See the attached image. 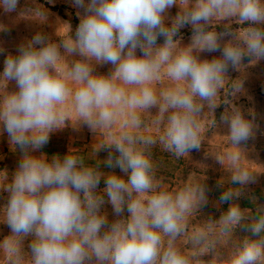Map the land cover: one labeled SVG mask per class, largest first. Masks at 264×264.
<instances>
[{
  "label": "clouds",
  "instance_id": "1",
  "mask_svg": "<svg viewBox=\"0 0 264 264\" xmlns=\"http://www.w3.org/2000/svg\"><path fill=\"white\" fill-rule=\"evenodd\" d=\"M71 2L78 9L75 30L67 24L57 39L38 31L15 54L0 46V133L21 153L2 191L10 230L0 240L4 264H208L206 257L216 264H264V204L255 195L248 196L252 207L239 203L264 174L242 163L250 161L247 145L259 125L252 110L235 103L243 80L229 76L264 61V0ZM19 3L0 0V8L12 13ZM184 28L191 33L187 44ZM204 53L219 55L201 58ZM106 64L113 66L108 74L96 72ZM164 72L174 83L157 91L152 82ZM221 105L218 123L227 127L231 150L215 156L218 164L227 162L228 182H217L214 203L227 208L190 228L211 189L206 179L165 189L152 149L160 144L176 158L201 150L205 111L215 126ZM121 116V131L113 133ZM66 121L94 136L108 133L95 150L106 158L89 163L73 148L63 156L41 152ZM152 126L161 129L158 137L141 134ZM238 229L245 235L234 240ZM181 238L190 255L178 246Z\"/></svg>",
  "mask_w": 264,
  "mask_h": 264
},
{
  "label": "rangeland",
  "instance_id": "2",
  "mask_svg": "<svg viewBox=\"0 0 264 264\" xmlns=\"http://www.w3.org/2000/svg\"><path fill=\"white\" fill-rule=\"evenodd\" d=\"M45 3L51 6L66 7V14L72 16L76 15L78 9H76L71 0H20L19 6L15 12L5 13L3 8H0V46L5 47L9 52L15 54L16 46L23 40L31 38L36 32H43L52 36L53 39H57L56 33L63 36L67 32V24H70L67 20H64L58 13L49 9ZM37 10H42L45 13V17L40 15ZM82 11V10H80ZM178 9L173 7L170 10V15L174 16ZM71 25V24H70ZM72 29L75 28L71 25ZM233 27H239L233 24ZM218 30H220L218 28ZM184 40L183 43L189 42L191 35L188 28L181 30ZM161 41L160 43H162ZM139 54V53H138ZM219 53H204L201 54V58H209L212 56H218ZM4 56L0 55V72L3 71ZM247 65V61L244 62ZM112 65L106 64L103 66H96V72L99 74H108ZM242 71V72H241ZM235 71L230 70L229 76L232 79L240 78L244 82V91L236 99L235 103L242 106L247 112L252 110L255 113V122L259 125V131L256 138L250 140L247 145V158L250 161L243 160L242 163L245 166L252 168L256 172L260 170L264 171V61L258 62L254 66L245 67L244 70ZM172 81L166 75V72L162 73L160 80L153 81L152 87L159 91L162 87L171 85ZM75 87V85H72ZM128 87V86H125ZM14 82L10 83L8 90H14ZM155 114V109L151 110ZM224 111V106L221 105L215 110V119L217 124L213 126V115L208 113L207 110L203 116L202 126L204 128V146L199 151H192L189 155H185L182 158H176L169 152L165 151L162 145L157 144L152 149L151 159L153 161L156 174L159 180L162 181V186L170 191H175L182 187L186 182H203L208 188L209 192V204L201 210V213H194L189 218V224L191 227H198L202 223V219H205L208 215H212L214 219H218L220 213L227 208V205H221L219 208L215 206V201L218 200L221 189L217 187V182L221 179L227 186L228 171L227 162L225 167L218 164L215 160L217 154H223L230 149L229 141L227 137V127L218 123L219 116ZM73 120L75 119V113L70 112ZM148 115V114H145ZM151 118V117H149ZM124 117L118 118L117 125L111 131L113 133H119L122 128ZM161 133V129L156 126H152L149 129L142 130L141 134H151L158 137ZM108 138V133H98L94 136L87 126L81 125L79 127H73L71 121H66V126L50 135L49 143L46 144L40 151L52 156L60 151H69L70 148H74L75 143L86 150L89 159L97 160L98 158L103 160L106 158V151L98 153V158L95 156V150L101 143L105 142ZM81 149V150H82ZM53 152V154L51 153ZM49 152V153H48ZM103 153V154H102ZM39 155L40 153H35ZM21 153L19 149L16 151L12 149L9 143L7 133H0V240L10 234L9 228L3 224V205L6 203V192H2L7 186L6 174L11 178V175L16 170L20 159ZM63 155V154H59ZM252 160V161H251ZM259 181V179H258ZM103 188L104 186H100ZM245 195H249V191ZM105 210L109 214V219H113L112 209L110 205L105 206ZM127 215V213H125ZM242 230L238 229L235 233L234 240H238L242 237ZM29 241H25V251H28L27 244ZM178 246L186 254H191V249L187 246L186 238H181L178 242ZM223 245V241H222ZM231 242L224 246L230 247ZM0 264H4L3 258L0 257Z\"/></svg>",
  "mask_w": 264,
  "mask_h": 264
},
{
  "label": "trees",
  "instance_id": "3",
  "mask_svg": "<svg viewBox=\"0 0 264 264\" xmlns=\"http://www.w3.org/2000/svg\"><path fill=\"white\" fill-rule=\"evenodd\" d=\"M45 5L49 8V9H51L52 11H55L56 13H58L64 20H67L68 22H70V24L74 27V28H76V26L78 25V23H79V20H78V18H77V16L76 15H72V16H70V15H68V14H66V7H59V6H51L50 4H47V3H45ZM162 40H160V41H158V42H161ZM74 148L76 149L77 148V150H74V154H79V155H81L82 157H84L85 159H86V161L87 162H89V163H92V162H94V161H96V160H94V159H89L88 158V156L86 155V154H88L87 153V151L86 150H83L80 146H79V144L78 143H75V145H74ZM82 149V150H81ZM49 153V152H48ZM51 153L53 154V152L51 151ZM57 153H61V154H63V155H65V154H67L68 153V151H58ZM103 154V153H102ZM62 155V156H63ZM117 173L118 174H120L119 173V170H117ZM100 186H104L103 185V181H101V184H100Z\"/></svg>",
  "mask_w": 264,
  "mask_h": 264
},
{
  "label": "crops",
  "instance_id": "4",
  "mask_svg": "<svg viewBox=\"0 0 264 264\" xmlns=\"http://www.w3.org/2000/svg\"><path fill=\"white\" fill-rule=\"evenodd\" d=\"M260 172H262V170H260ZM258 179L259 181L256 184L249 186V195H255L258 198L259 203L264 204V174L259 175ZM249 195H245L239 200L242 208L252 207L248 199ZM242 234L245 235L243 231ZM231 246L232 244L230 245V247H226V250H229ZM205 259H208V264H216L215 258L206 257Z\"/></svg>",
  "mask_w": 264,
  "mask_h": 264
}]
</instances>
